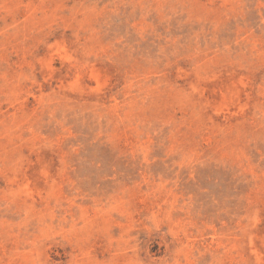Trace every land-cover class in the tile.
Instances as JSON below:
<instances>
[{
  "label": "rangeland",
  "instance_id": "374dc122",
  "mask_svg": "<svg viewBox=\"0 0 264 264\" xmlns=\"http://www.w3.org/2000/svg\"><path fill=\"white\" fill-rule=\"evenodd\" d=\"M0 264H264V0H0Z\"/></svg>",
  "mask_w": 264,
  "mask_h": 264
}]
</instances>
